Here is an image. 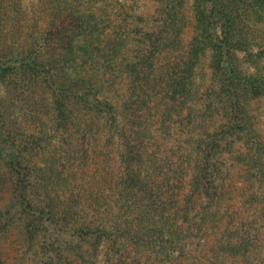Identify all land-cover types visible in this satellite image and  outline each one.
Returning <instances> with one entry per match:
<instances>
[{"label": "trees", "instance_id": "16d2710c", "mask_svg": "<svg viewBox=\"0 0 264 264\" xmlns=\"http://www.w3.org/2000/svg\"><path fill=\"white\" fill-rule=\"evenodd\" d=\"M105 1L0 0V242L22 264H178L181 223L237 174L255 214L188 264H264V0Z\"/></svg>", "mask_w": 264, "mask_h": 264}, {"label": "rangeland", "instance_id": "374dc122", "mask_svg": "<svg viewBox=\"0 0 264 264\" xmlns=\"http://www.w3.org/2000/svg\"><path fill=\"white\" fill-rule=\"evenodd\" d=\"M125 3V8L131 9L138 12H147L152 8L153 0H106L104 8L108 13L112 14L118 12V8L121 3ZM190 2H187V17L190 16ZM124 43V44H123ZM124 47V48H123ZM127 47L126 41L118 42L116 44V52L114 54H122ZM262 47H264L262 45ZM258 46L254 47V51H258ZM264 50V48H263ZM113 54V55H114ZM242 61V67L247 69L249 60L245 59L243 53L239 54ZM114 58V56H113ZM110 60L109 58H107ZM116 59V58H115ZM207 61L208 57L201 59L198 67L197 80L199 84H202L206 80L207 72ZM260 65L264 66V55L260 60ZM124 80H121V86H124ZM258 113L264 111V101L256 104ZM231 185L228 187V193L231 196V202L229 204H223L220 209L213 208L211 211L210 219L205 222L198 221L193 215L192 219L187 222L181 223L184 225V229L188 238L186 239V248L183 252V256L177 262L178 264H188L192 259H207L214 255L215 245L219 242L226 232L228 220L232 219L234 224H238L240 221L251 219L252 215L255 214L253 208L247 207L242 203V198L247 194L246 186L244 182L235 174L232 179ZM218 209L215 212V210ZM217 213L216 215H214ZM18 238L13 233L7 240L0 242V260L2 264H22V254L24 249L21 250L17 244ZM19 243V242H18ZM24 255V254H23ZM27 264V262H24Z\"/></svg>", "mask_w": 264, "mask_h": 264}]
</instances>
